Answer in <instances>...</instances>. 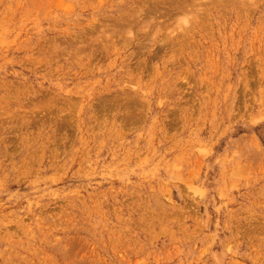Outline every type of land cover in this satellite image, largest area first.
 I'll list each match as a JSON object with an SVG mask.
<instances>
[{"label": "rangeland", "instance_id": "obj_1", "mask_svg": "<svg viewBox=\"0 0 264 264\" xmlns=\"http://www.w3.org/2000/svg\"><path fill=\"white\" fill-rule=\"evenodd\" d=\"M0 264H264V0H0Z\"/></svg>", "mask_w": 264, "mask_h": 264}]
</instances>
